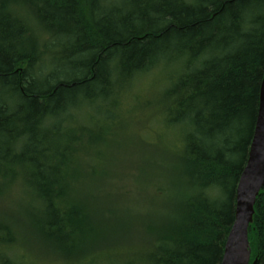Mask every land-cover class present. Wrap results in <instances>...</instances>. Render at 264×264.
Returning <instances> with one entry per match:
<instances>
[{"label": "trees", "instance_id": "1", "mask_svg": "<svg viewBox=\"0 0 264 264\" xmlns=\"http://www.w3.org/2000/svg\"><path fill=\"white\" fill-rule=\"evenodd\" d=\"M142 74L161 78L148 104L174 150L143 176L155 195L124 240L99 209L117 176L98 126ZM263 78L264 0H0V203L20 192L0 264H21L22 241L87 264H221ZM159 192L178 200L159 209ZM248 236L264 264V188Z\"/></svg>", "mask_w": 264, "mask_h": 264}, {"label": "rangeland", "instance_id": "2", "mask_svg": "<svg viewBox=\"0 0 264 264\" xmlns=\"http://www.w3.org/2000/svg\"><path fill=\"white\" fill-rule=\"evenodd\" d=\"M158 70L161 69L157 68L151 73L158 72ZM142 76L143 74L135 79L129 89L124 91L126 93L119 121L109 123L107 120L101 119L98 126L100 134L107 136L106 140L109 142L107 147L104 146L99 150L110 159V163L109 161L108 163L111 174L117 176L115 179L108 178L111 181L105 182L114 196L113 202L102 204L99 199V209L108 223L107 228L111 234L124 240H128V235L123 230L121 231L123 234H118L116 229L128 226L130 213L138 210V202L141 201L143 204L148 196L155 195L151 182L143 176L151 173L153 167H151V163L159 162V159L161 162V156L168 155L174 150L175 135L173 132L167 134L162 131L159 117L148 104L155 99L161 86V78L155 74ZM101 124L107 131L100 126ZM158 183L164 184L167 189L172 185L177 186V181L174 179L168 185L161 178ZM83 187L89 191L93 190L87 183L83 184ZM19 195L20 192H14L12 196L6 197L0 203L1 216L3 214L6 217H11L19 210ZM178 195L171 192L162 196L160 193L158 208L160 209V205L164 202L174 204L178 200ZM12 252L21 264L88 263V261H67L41 247H32L24 241L17 242Z\"/></svg>", "mask_w": 264, "mask_h": 264}, {"label": "water", "instance_id": "3", "mask_svg": "<svg viewBox=\"0 0 264 264\" xmlns=\"http://www.w3.org/2000/svg\"><path fill=\"white\" fill-rule=\"evenodd\" d=\"M264 188V78L260 107L249 158L237 189L235 222L226 241L221 264H250L249 226L253 223L256 200ZM256 264V261L253 262Z\"/></svg>", "mask_w": 264, "mask_h": 264}, {"label": "bare ground", "instance_id": "4", "mask_svg": "<svg viewBox=\"0 0 264 264\" xmlns=\"http://www.w3.org/2000/svg\"><path fill=\"white\" fill-rule=\"evenodd\" d=\"M257 124V123H256ZM256 128V127H255ZM255 133V132H254ZM243 173V172H242ZM255 214V213H254ZM250 244V243H249Z\"/></svg>", "mask_w": 264, "mask_h": 264}]
</instances>
